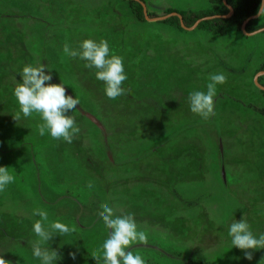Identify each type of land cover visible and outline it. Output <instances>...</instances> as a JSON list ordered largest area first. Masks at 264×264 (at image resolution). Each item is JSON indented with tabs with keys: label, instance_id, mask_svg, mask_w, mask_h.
<instances>
[{
	"label": "rangeland",
	"instance_id": "1",
	"mask_svg": "<svg viewBox=\"0 0 264 264\" xmlns=\"http://www.w3.org/2000/svg\"><path fill=\"white\" fill-rule=\"evenodd\" d=\"M142 1L150 20L130 0H0V167L15 177L0 192L8 264H42L31 246L35 209L48 213L45 227L75 229L44 245L57 251L56 264H96L110 232L98 215L105 203L147 234L129 249L145 264L264 260L259 249L247 260L229 235L243 219L257 238L264 234V31L186 30L157 18L208 11L209 0ZM251 21L254 31L264 28V17ZM87 39L106 40L110 55L123 58L126 94L109 99L94 68L64 56L65 43L78 49ZM29 65H44L51 83L79 99L69 113L80 128L71 143L41 136L35 113L13 119L14 89ZM212 74L226 82L204 120L188 97L206 92Z\"/></svg>",
	"mask_w": 264,
	"mask_h": 264
},
{
	"label": "clouds",
	"instance_id": "2",
	"mask_svg": "<svg viewBox=\"0 0 264 264\" xmlns=\"http://www.w3.org/2000/svg\"><path fill=\"white\" fill-rule=\"evenodd\" d=\"M257 15L264 17V3H261ZM64 56L72 59L85 61L84 67L95 69L96 79L105 85V94L109 99H117L126 94L128 89L122 87L127 80L123 65V58L117 55H110V48L106 40L96 42L91 39L84 40L78 49H73L68 43L63 45ZM46 74V67L40 65L33 67L25 66L21 73L22 83L14 89V96L19 105V111L15 113L13 119L19 121L21 115L24 118L37 114L42 123L38 124V131L44 136L46 131L55 140H64L71 143L73 138L79 134L80 128L76 125L71 114L77 109L80 101L66 94L63 84L51 83L53 76ZM207 91H194L189 94L190 110L204 120H208L215 115L214 97L217 85L226 82L223 74H212L209 77ZM15 177L9 173L7 167H0V192L13 183ZM92 187L91 184L88 185ZM102 211L98 213L105 227L110 230L108 238L103 242L102 249L93 253L96 264L101 260L103 254L104 264H145L140 255H134L129 250L134 244L147 243V234L138 230L134 216L131 214L115 215L114 209L107 203L101 205ZM33 215L39 216L33 225V231L38 237L32 242V251L35 258L42 264H56L60 258L57 251L50 250L44 245L48 244L55 233L60 236L70 234L75 231L60 222H52L45 227L48 221V213L42 209H35ZM231 243L233 247L240 249L249 261L253 259L254 251L264 250V234L257 238L250 230V225L245 219L234 221L229 228ZM75 259L76 254H71ZM264 260H261L262 264ZM0 264H8V261L0 257Z\"/></svg>",
	"mask_w": 264,
	"mask_h": 264
},
{
	"label": "trees",
	"instance_id": "3",
	"mask_svg": "<svg viewBox=\"0 0 264 264\" xmlns=\"http://www.w3.org/2000/svg\"><path fill=\"white\" fill-rule=\"evenodd\" d=\"M142 1V0H141ZM212 4L211 8L208 11L202 12H177L182 16L183 23L187 27L193 26L198 20L207 17L219 15L221 17L214 18L211 20H204L200 23L199 27L207 28L211 31H217L219 33L223 32L226 27L239 24L242 25L246 19L251 16H254L258 13V9L262 3V0H226V2L231 5L234 9V14L230 18H224L223 15H226L229 12V9L224 4L223 0H209ZM143 2V1H142ZM130 8L133 13L138 18H144L143 7L140 2L135 0H130ZM170 14V13H168ZM150 16H155L154 13ZM168 23L180 26V19L178 16H172L166 20ZM247 32H253L254 28L252 21H249L246 25ZM264 114V110H263ZM206 264V263H199Z\"/></svg>",
	"mask_w": 264,
	"mask_h": 264
},
{
	"label": "water",
	"instance_id": "4",
	"mask_svg": "<svg viewBox=\"0 0 264 264\" xmlns=\"http://www.w3.org/2000/svg\"><path fill=\"white\" fill-rule=\"evenodd\" d=\"M136 1H138V2L141 3V5H142V7H143V13H144L145 19H146V20H150L148 14H147V10H146V5H145V3H143V2L140 1V0H136ZM223 2H224V4L227 6V8L229 9V12H228L226 15H223L222 17H224V18H230V17L233 16V14H234V9H233V7H232L231 5H229V4L226 2V0H223ZM172 16H178L179 19H180V26H181V28L186 29V30H187V29H188V30H191V29L197 27V26H198L202 21H204V20H211V19H214V18L221 17V16H219V15L207 16V17H204V18L198 20V21H197L193 26H191V27H187V26H185V24L183 23L182 16H181L180 14L176 13V12H173V13H170V14H167V15H164V16H161V17H158L157 19H159V20H166V19H168V18H170V17H172ZM258 16H259V15H257V14L254 15V16H251V17H249L248 19H246V20L244 21V23L242 24V30H243V32H244L246 35H252V34H256V33H258V32L264 31V28H262V29H260V30H257V31H254V32H251V33H249V32L246 31V25H247V23H248L249 21H251L252 19L257 18Z\"/></svg>",
	"mask_w": 264,
	"mask_h": 264
}]
</instances>
